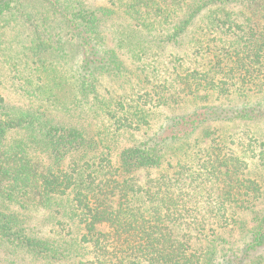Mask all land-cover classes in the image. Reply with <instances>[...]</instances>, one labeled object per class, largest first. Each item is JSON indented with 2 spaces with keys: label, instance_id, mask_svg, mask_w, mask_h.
<instances>
[{
  "label": "trees",
  "instance_id": "obj_1",
  "mask_svg": "<svg viewBox=\"0 0 264 264\" xmlns=\"http://www.w3.org/2000/svg\"><path fill=\"white\" fill-rule=\"evenodd\" d=\"M0 26L31 100L0 92V264H264V135L226 129L264 124V0H0Z\"/></svg>",
  "mask_w": 264,
  "mask_h": 264
},
{
  "label": "rangeland",
  "instance_id": "obj_2",
  "mask_svg": "<svg viewBox=\"0 0 264 264\" xmlns=\"http://www.w3.org/2000/svg\"><path fill=\"white\" fill-rule=\"evenodd\" d=\"M84 1L92 7L109 6L110 4V0ZM120 22H122V20H120ZM13 35L14 34H12L9 29L2 28L0 26V92L7 103L16 106H28L31 105V100L22 95V92L19 87V77L22 76V73L25 72L24 62L23 59H21L22 57L18 56L17 54H14L10 50L11 37ZM123 60L129 68L132 67V62L127 56L123 57ZM105 82L106 85H109L111 87L112 83L110 80H105ZM117 89L120 90V84H117ZM125 89L129 90L130 86H125ZM193 109L194 107L191 104H189V106L183 107V111L186 113L192 112ZM162 116L161 118H163ZM247 128H252L255 131L262 132V134L264 135V124L262 122L248 124V127L240 125L235 126V124H226V129L228 130V132L231 131L232 134H239ZM24 138L25 137L23 134H8L4 138L5 149H11L15 146H22L24 144ZM37 155L40 156L39 154ZM43 219L44 217L41 214H34V219L32 220V222L36 225H42L41 223ZM43 229L45 230L44 227ZM239 236V232L234 233V236H231V234L229 233L224 234V237L228 239L230 237V239L232 240H236Z\"/></svg>",
  "mask_w": 264,
  "mask_h": 264
}]
</instances>
